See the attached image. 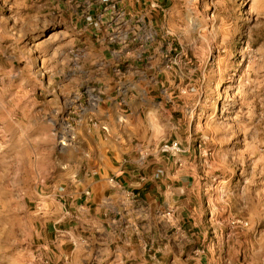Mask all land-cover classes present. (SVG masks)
I'll return each instance as SVG.
<instances>
[{"label": "rangeland", "instance_id": "374dc122", "mask_svg": "<svg viewBox=\"0 0 264 264\" xmlns=\"http://www.w3.org/2000/svg\"><path fill=\"white\" fill-rule=\"evenodd\" d=\"M125 44L160 108L135 163L160 157L177 220L121 264H264V0H0V264H87L57 196L92 163L85 117L115 96L104 49Z\"/></svg>", "mask_w": 264, "mask_h": 264}, {"label": "crops", "instance_id": "0c3cea01", "mask_svg": "<svg viewBox=\"0 0 264 264\" xmlns=\"http://www.w3.org/2000/svg\"><path fill=\"white\" fill-rule=\"evenodd\" d=\"M133 3H129V11L137 14ZM101 28V40H105V34L113 33L106 20ZM107 48L104 51L108 58L103 66L107 90L115 92V96L98 98L94 109L86 115L85 121L94 120L97 124L93 126L96 139L87 132L86 151L92 163L82 174L75 173L78 178L73 177L69 192L67 185L57 196L68 206L69 213L64 210L65 215L72 216L73 210L80 212L75 218H82L80 241L87 264H121L131 251L135 252L137 235L167 231L169 226L176 225V217L167 212V187L162 179L155 180L153 176L154 171L164 168L160 157L155 156L149 167L138 168L135 163L138 143H148L147 137L154 136L153 122L158 121L160 109L144 83L145 63L129 51L127 44L118 50H113V46ZM155 167L158 168L154 170ZM74 225L65 227L60 231L62 238L54 237L48 244H68ZM72 247L69 245L68 251Z\"/></svg>", "mask_w": 264, "mask_h": 264}, {"label": "built area", "instance_id": "2783aa9c", "mask_svg": "<svg viewBox=\"0 0 264 264\" xmlns=\"http://www.w3.org/2000/svg\"><path fill=\"white\" fill-rule=\"evenodd\" d=\"M103 2V4L107 5L110 0H101ZM154 7V6H153ZM162 150L164 152H169L171 153L173 156L178 155L181 152V149L179 147L178 142H171V143H165L162 146Z\"/></svg>", "mask_w": 264, "mask_h": 264}]
</instances>
